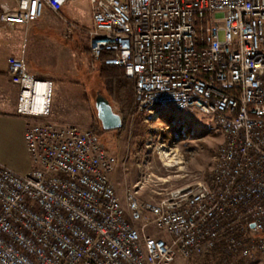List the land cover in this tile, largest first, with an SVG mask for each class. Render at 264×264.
I'll use <instances>...</instances> for the list:
<instances>
[{"label": "built area", "instance_id": "1", "mask_svg": "<svg viewBox=\"0 0 264 264\" xmlns=\"http://www.w3.org/2000/svg\"><path fill=\"white\" fill-rule=\"evenodd\" d=\"M71 0H0V30H26L46 7ZM94 63L135 81L139 111L171 101L227 128L209 187L174 188L158 200L127 196L112 179L116 156L90 128L30 122L26 174L0 161L1 264H170L216 250L264 256V0H90ZM17 112L50 113L53 81L9 58ZM49 86L39 108L37 84ZM231 264H235L232 262Z\"/></svg>", "mask_w": 264, "mask_h": 264}, {"label": "rangeland", "instance_id": "2", "mask_svg": "<svg viewBox=\"0 0 264 264\" xmlns=\"http://www.w3.org/2000/svg\"><path fill=\"white\" fill-rule=\"evenodd\" d=\"M92 22L90 1L74 0L60 10L59 16L46 13L32 21L27 30L23 25L16 26L20 47L27 48L25 57L30 73L53 81L50 113L44 117L21 115L20 118L27 124L52 122L90 129L97 125L102 144L116 156L112 179L126 207L130 192H136L141 199L158 200L171 189L207 181L217 150L226 138L213 115L196 108L178 109L174 103L167 102L157 104L154 113L136 111L125 119L122 129L102 127L95 107L98 91L117 112H122L100 78L99 63H94L87 53V29L92 27ZM71 28L74 34L65 38L63 30L72 31ZM8 55L7 47H1L0 64ZM167 147H177L183 162L169 165L163 154ZM8 166L22 174L41 167L24 155ZM212 258L193 257L185 261L178 254L170 264H215L217 259ZM235 260L229 264L236 263ZM246 261L264 264V256Z\"/></svg>", "mask_w": 264, "mask_h": 264}, {"label": "crops", "instance_id": "3", "mask_svg": "<svg viewBox=\"0 0 264 264\" xmlns=\"http://www.w3.org/2000/svg\"><path fill=\"white\" fill-rule=\"evenodd\" d=\"M73 1L71 0L67 4ZM46 13H49L52 17L55 15L59 16V14L46 7L40 18ZM16 26L12 29L4 28L0 30V48L7 47L9 51L8 57L0 64V161L7 165H14L17 163L18 157L25 156L24 132L27 126V123L20 118L21 115L17 112L19 87L12 81L9 73V58L11 56H20L24 50L21 48L22 46L20 47V39L15 34ZM63 31L65 38L74 34L73 30ZM26 50L27 48L24 53Z\"/></svg>", "mask_w": 264, "mask_h": 264}, {"label": "trees", "instance_id": "4", "mask_svg": "<svg viewBox=\"0 0 264 264\" xmlns=\"http://www.w3.org/2000/svg\"><path fill=\"white\" fill-rule=\"evenodd\" d=\"M87 53L91 55L90 46L87 47ZM99 66V75L108 94L116 99V101L120 105L121 112L124 115L123 125L119 128L122 129L125 125V119H127V117H129L130 115L136 113V111H139L135 97V81L127 77L125 71L118 66H108L104 63H99ZM96 127L97 125L94 126L93 130L99 135ZM200 258L217 259L215 264H229L230 261L235 260L231 257H227V261H224V255H222L221 251L219 250L195 256V260H198ZM246 260L248 259L241 257L237 258L235 260V264H249Z\"/></svg>", "mask_w": 264, "mask_h": 264}, {"label": "bare ground", "instance_id": "5", "mask_svg": "<svg viewBox=\"0 0 264 264\" xmlns=\"http://www.w3.org/2000/svg\"><path fill=\"white\" fill-rule=\"evenodd\" d=\"M49 86H46L43 82H39L37 84V102H35L33 104V107L36 109V108H39L40 107V103L42 102L43 98L47 97L49 95ZM167 102H171V101H151V108L152 110H149V112H152L154 113L153 111V108L157 105V104H160V103H167ZM178 109H187V108H183V107H177ZM217 123H219L225 133V141H223L221 144H224L226 143V140H227V128L224 127V124L221 123V121H217ZM163 154H164V158L168 161V164L169 165H175L177 164L178 162L182 163L183 160L180 158V155L178 153V148L176 147H167V149H165V151H163ZM166 161V162H167ZM184 164V163H183ZM210 174H217V167H213ZM209 187V179L205 182H197L193 185H189V186H186V187H183V188H189V187ZM136 193V192H134Z\"/></svg>", "mask_w": 264, "mask_h": 264}, {"label": "water", "instance_id": "6", "mask_svg": "<svg viewBox=\"0 0 264 264\" xmlns=\"http://www.w3.org/2000/svg\"><path fill=\"white\" fill-rule=\"evenodd\" d=\"M97 116L104 129H117L123 125V116L117 112L110 100L100 91L95 96Z\"/></svg>", "mask_w": 264, "mask_h": 264}]
</instances>
